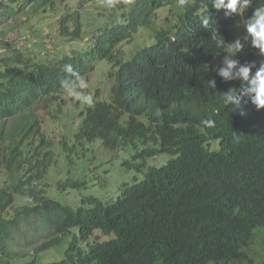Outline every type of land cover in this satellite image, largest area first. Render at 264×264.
<instances>
[{"label": "trees", "instance_id": "trees-1", "mask_svg": "<svg viewBox=\"0 0 264 264\" xmlns=\"http://www.w3.org/2000/svg\"><path fill=\"white\" fill-rule=\"evenodd\" d=\"M7 1L34 7L26 23L48 13L59 44L14 48L16 63L0 67V264H259L264 109L244 96L226 107L222 93L240 81H223L216 68L239 37L234 26L264 0L242 15L210 0ZM234 58L264 61L250 43ZM68 64L88 83L103 72L93 94L84 90L92 105L61 88ZM127 150L126 166L142 176L123 181L115 198L85 194L108 156ZM38 220L50 236L14 249Z\"/></svg>", "mask_w": 264, "mask_h": 264}, {"label": "rangeland", "instance_id": "rangeland-1", "mask_svg": "<svg viewBox=\"0 0 264 264\" xmlns=\"http://www.w3.org/2000/svg\"><path fill=\"white\" fill-rule=\"evenodd\" d=\"M62 9H58V12H62ZM35 12L34 7L18 9L16 3H9L7 0H0V67L5 68L6 66L16 63L17 58L10 54L12 49L23 47L29 53H33L35 50L36 42H45L46 45L55 51V47L58 46V41H56L55 33L57 26H46V23L51 22V19L48 18V13L44 14L45 17L42 22H38V19L41 15H38V19L31 20L26 23V18L33 15ZM169 14L167 10L161 12V16L165 17ZM47 17V18H46ZM59 19V17H58ZM40 21V20H39ZM244 24V23H243ZM243 24H238L234 26L233 31L239 36L245 35ZM35 25L33 32H29L26 29L30 30ZM45 26L43 29L42 27ZM141 36L149 37L148 32L140 31ZM28 38H32V41H29ZM12 46V47H11ZM19 58H22V51H17ZM13 56V57H10ZM3 62L5 64H3ZM3 64V65H1ZM5 65V66H4ZM101 66V65H100ZM103 72H97L95 75H92V81H90L88 89L91 94L95 92V88L98 85L97 81L100 82ZM47 111L45 116H47ZM133 151L127 150L126 152H117L116 155L108 156L106 160L107 163L102 164L101 171L98 174L92 175L90 178V184L87 189H84L83 192L93 193L98 196H109L117 197L120 192V187L125 180L131 181L135 175H140L141 172H138L135 168L128 169L125 162L128 159H131ZM169 159L168 155L163 156L164 162ZM163 162V163H164ZM111 170V171H106ZM42 222L38 220L30 227H26V233L29 235L26 243L22 242L14 246V249L18 251H27L32 249L34 246L40 244L42 241L46 240L50 236L47 229H44V226H41ZM262 255H258L257 262L259 264H264V250ZM258 254V253H257Z\"/></svg>", "mask_w": 264, "mask_h": 264}, {"label": "clouds", "instance_id": "clouds-1", "mask_svg": "<svg viewBox=\"0 0 264 264\" xmlns=\"http://www.w3.org/2000/svg\"><path fill=\"white\" fill-rule=\"evenodd\" d=\"M179 4L183 6L187 0H178ZM107 7H114L117 0H104ZM252 4V0H210V5L213 9L226 10V14L233 13L242 15L245 9H248ZM203 10L207 13L209 5L203 4ZM203 15V14H202ZM209 16H203L201 20L202 27L209 26ZM245 36L242 40L237 37L231 41L223 55L221 64L216 68V74L223 79V81H240L238 91H233L230 88L223 92L222 99L224 105H239L240 96L247 97L257 110L264 109V61H261L259 67H256L255 61H246L241 63L234 57L238 52H242L245 44L250 43L251 47L257 50L259 56H264V4L254 7L252 15L248 17L243 24ZM217 48L225 47V40L218 37L216 34L212 35ZM256 68L253 73L252 69ZM64 71L70 74V78L61 81V88L65 91L67 96L74 101L86 105L93 104V97L84 90L89 87L87 80L76 72L71 64L64 66ZM208 85L213 90L216 89V79L213 77L208 80ZM205 127H215V121L206 119L201 122Z\"/></svg>", "mask_w": 264, "mask_h": 264}]
</instances>
